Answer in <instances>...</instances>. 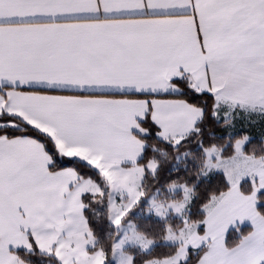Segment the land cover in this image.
Listing matches in <instances>:
<instances>
[{"label":"snow or ice","instance_id":"1","mask_svg":"<svg viewBox=\"0 0 264 264\" xmlns=\"http://www.w3.org/2000/svg\"><path fill=\"white\" fill-rule=\"evenodd\" d=\"M125 89L136 94H115ZM209 96L214 109L264 104V0H0V264H23L17 250L34 248L57 264H107V252L89 251L85 201L126 191L127 203H109L121 229L147 199L140 181L159 168L140 163L145 122L181 145ZM249 139L228 155L201 142L204 175L222 171L224 190L202 202L199 220L165 226L177 250L154 264H264V157L245 151ZM179 187L184 201L168 207L183 215L191 188ZM137 238L144 250L155 243Z\"/></svg>","mask_w":264,"mask_h":264},{"label":"trees","instance_id":"2","mask_svg":"<svg viewBox=\"0 0 264 264\" xmlns=\"http://www.w3.org/2000/svg\"><path fill=\"white\" fill-rule=\"evenodd\" d=\"M199 103L204 108V117L197 125L199 131H193L181 145L176 147L157 137L156 130L146 121L147 134L142 137L146 149L140 161V163L146 164L148 161L154 160L159 165L156 175L153 176L149 173L144 176L143 191L147 193V199L156 191L164 192L173 182L175 185H187L194 190L195 198L190 208V222L202 217V202L206 201L210 194L224 190L226 183L222 180L223 173L220 172L202 178L205 154L200 147L201 142L206 146L221 147L224 154L228 155L232 151L233 142L239 137L248 135L250 139L245 145V151L258 157H264V110L237 106L229 109L232 114L231 119L225 120L213 115L216 109L213 107L214 101L210 96L202 98ZM18 132L24 134L23 124H20ZM183 155L186 156V159L184 158L179 163V158ZM97 182L101 185L104 183L102 179ZM242 190L246 194L249 193L250 185H242ZM105 193L103 199L93 201L89 197L85 201L87 206L85 215L95 237V247L90 248L89 251L104 250L109 254L107 264H114L111 258L118 233L110 222L108 188H105ZM147 199H143L123 222L133 221L140 233L156 243L148 253H143L137 248L128 249L127 252L133 256V264H146L174 255L177 246L163 243L166 234L165 226L170 225L175 230L183 226V222L176 218L159 220L151 216L138 217L136 213L146 208ZM241 230L243 231V228ZM239 238V234L236 233L233 235L232 241L235 242ZM17 254L26 264H57L55 256L45 254L38 248H34L32 251L20 249L17 250Z\"/></svg>","mask_w":264,"mask_h":264},{"label":"rangeland","instance_id":"3","mask_svg":"<svg viewBox=\"0 0 264 264\" xmlns=\"http://www.w3.org/2000/svg\"><path fill=\"white\" fill-rule=\"evenodd\" d=\"M226 109L228 111L223 109V108H218L217 112L219 113V115H218L219 118L225 119V120L231 119L232 114H231V112L229 110L231 108L227 107ZM257 115L263 116L262 114H257ZM184 158L186 159L185 155L180 156L179 163H181ZM205 170L206 169H205V161H204L203 170L201 172L202 178H207L211 174L218 173V172L223 173L222 171H212L208 175H204V171ZM252 179L253 178L251 176H244L241 179V181H240V191L242 193H244L243 190H242V185L249 184L250 188H251ZM179 186L180 185H176L175 188L168 187L166 190H164V192L156 191L154 194H152L146 200V208L145 209H141V210H139L136 213L137 216L138 217H144V218L151 216V217H155V218H157L159 220H171V219H175L176 218V219H179V220H181L183 222V226L180 229H176V230L173 229L172 227L171 228L173 230L177 231V232L180 231L181 229H183L184 228V218L183 217H188V219H189L190 208H191V206L193 204V201H194V198H195V193H194V190L191 188V193H190L191 202L188 203L187 207L184 208L183 215H178V214H176L174 212V210L172 208L168 207V205L171 202L179 203V202H183L184 201V198H185L184 190L181 187H179ZM140 188L143 190V179L140 181ZM108 190H110V201H111V199H114L116 204H121V199L120 198L123 196V202L124 203L128 202L129 195H128V193L126 191H124L122 189H120V190H111L109 188H108ZM244 194L247 195L248 193L247 194L244 193ZM150 200H155L157 204L161 205L162 206V209H161L162 211L165 208L167 209L166 214H165V216L163 218H161V217H159V216H157L155 214V211L153 209L152 204L150 203ZM257 203H258V205L264 204V197L258 198ZM109 212H110V216H111L112 212L110 211V209H109ZM110 222H111V219H110ZM242 228H243V226H241V229ZM249 228H251L250 225H249ZM116 231H117L118 235H117V239H116L114 245L118 244L122 239L124 240V243L121 246V248L116 249L115 258H113V254H112L111 261L114 264H118V261L120 260L121 255L123 256V258L125 260H128L129 258H131V264H133V256L127 252V250L130 249V248H137L138 250H140L143 253H148L155 247L156 243H153L147 250H144L141 247V243H140V240L137 238V234H140L144 238H147V237L144 234L140 233V231L138 230L137 225L133 221H128L126 223H123L122 228L119 229V230L116 229ZM163 243L166 244V245L178 246L177 244L172 243L170 241H166L165 239L163 240ZM94 244H95V240H94ZM90 247L92 248L93 246L90 244L88 246V248H90ZM146 264H154V261H150V262H148Z\"/></svg>","mask_w":264,"mask_h":264},{"label":"crops","instance_id":"4","mask_svg":"<svg viewBox=\"0 0 264 264\" xmlns=\"http://www.w3.org/2000/svg\"><path fill=\"white\" fill-rule=\"evenodd\" d=\"M173 92H174V90L172 89V88H169V91H168V93H167V95H173ZM116 95H135L136 93H135V90L133 89V90H129V89H125L123 92H116L115 93ZM237 106H239V105H236V106H233V105H231V104H226V105H222L220 108H223V109H225V110H227L226 108L227 107H229V108H234V107H237ZM243 107H248V108H254V109H261V110H264V104H256V105H245V106H243ZM218 111V109H216V112ZM202 121V120H201ZM200 121V122H201ZM145 149H146V145H145V143H144V152H145ZM144 152H143V156H144ZM143 156H142V158H143ZM142 160V159H141ZM140 160V161H141ZM131 166V164L130 163H125L124 165H123V167H125V168H127V167H130ZM144 179V178H143ZM108 199H109V203H110V190H108ZM121 199V198H120ZM95 245V244H94ZM91 248V247H90ZM89 248V249H90ZM25 250V249H24ZM43 253H45V254H48V253H46V252H43ZM50 255V254H49ZM54 256V255H53ZM23 264H26V263H24L23 262Z\"/></svg>","mask_w":264,"mask_h":264}]
</instances>
